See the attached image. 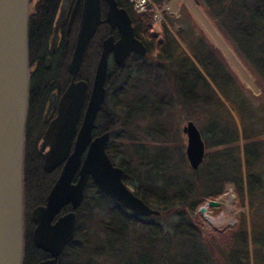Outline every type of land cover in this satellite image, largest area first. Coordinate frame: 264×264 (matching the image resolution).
Wrapping results in <instances>:
<instances>
[{
  "label": "trees",
  "instance_id": "1",
  "mask_svg": "<svg viewBox=\"0 0 264 264\" xmlns=\"http://www.w3.org/2000/svg\"><path fill=\"white\" fill-rule=\"evenodd\" d=\"M114 1L127 12L134 36L144 44L146 53L130 57L124 71L111 74L109 70L106 100L95 123L98 130L106 126L110 133L105 152L123 171V183H132V193L158 215H133L102 195L88 179L83 200L75 211L73 238L63 247L57 264H97V259L108 264H215L216 258L219 264H249V244L251 264H264V102L257 107L251 104L227 71L220 53L201 36H194V26L187 17L174 20L163 13L169 25L177 21L184 26L181 35L190 38L191 57L184 54L165 25H161L157 42L150 36L151 9L136 14L128 0ZM197 1L216 19L242 58L246 59L249 48L260 43L258 34L263 31L260 58H254L256 49H252L253 56L247 61L264 77V1ZM58 3L40 0L35 4L36 15L28 19V37L33 32L44 37ZM104 11L103 3L101 13ZM104 29V25L97 28L81 62L78 77L88 85L100 42L110 33ZM28 45L31 51L30 38ZM66 68L64 64L65 82ZM46 78L47 74L42 80L45 84ZM37 84L39 87L41 82ZM211 85L233 110L238 126ZM33 88L30 85L28 95ZM28 108L23 149L22 264H36L48 255L31 243L33 224L29 214L44 203L59 169L43 173L37 149L42 128L35 116L42 107L36 113L30 104ZM175 111L185 113L202 138L205 153L195 171L186 165L177 135L169 129ZM146 120L148 126L139 131V124ZM227 184L239 205L242 207L246 201L249 206L248 234L243 216L238 226L225 234L202 230L199 218L194 216L199 206L221 196ZM67 211L70 209L64 207L63 212ZM216 249L220 251L214 256Z\"/></svg>",
  "mask_w": 264,
  "mask_h": 264
},
{
  "label": "water",
  "instance_id": "2",
  "mask_svg": "<svg viewBox=\"0 0 264 264\" xmlns=\"http://www.w3.org/2000/svg\"><path fill=\"white\" fill-rule=\"evenodd\" d=\"M78 0H76L77 3ZM106 10L101 20L100 0H83L78 30L67 71L69 84L57 103L48 98L44 118L56 104V115L47 124L39 145L42 171L51 173L60 167L44 203L29 214L33 224L31 243L48 258L36 264H57L63 247L72 240L76 211L91 179L97 190L135 216H157L123 183V171L114 166L105 149L109 134L93 137L95 118L105 95L107 57L122 68L130 53L143 56V45L134 38L127 12L114 0H104ZM30 0H0V264H22L23 256V149L28 96L27 23ZM66 7L62 0L58 20ZM104 22L116 30L100 44L88 96L87 84L74 81L85 50L98 25ZM58 21H56L57 26ZM185 137L184 156L195 171L204 157V144L197 127L187 121L181 128ZM75 178V180H73ZM69 206V212L63 208ZM220 203L209 200L198 208L218 209Z\"/></svg>",
  "mask_w": 264,
  "mask_h": 264
},
{
  "label": "rangeland",
  "instance_id": "3",
  "mask_svg": "<svg viewBox=\"0 0 264 264\" xmlns=\"http://www.w3.org/2000/svg\"><path fill=\"white\" fill-rule=\"evenodd\" d=\"M36 1L37 0L31 1L29 5V10H32L33 5L35 4ZM186 1H189L193 5L194 9L196 10V14L191 10V8L189 7ZM171 2L174 4H172ZM152 4L154 5V8L157 11V13L155 11H152L151 9L152 21H151L149 33L150 36L152 35L155 37L156 42L161 38V33H162L161 25L163 24L167 28L168 32L173 36V38L175 39L181 50L184 52V54L187 55L188 57H191L190 38L188 36L181 35L184 26L179 24L177 21H174L171 25H169L165 21L163 13L172 16L174 20L179 19L182 16L187 17L189 22H191V24L194 26L193 27L194 36H201L205 40V42H207L208 45H210L213 49L217 50L220 53L222 61L225 64L227 71L232 76V78L235 79L239 89L241 90L243 95L250 100L251 104L257 107L264 102V80H263L264 77H262L263 75L261 73H257L249 64V62L243 61V58L238 54V52H236V49L232 44V42H230L228 36L225 33H222V30L220 29V26H218L216 19H214L212 16L208 14L207 9L200 1L160 0V3L158 5L154 3ZM163 8H168L169 12L163 10ZM224 50L228 54H226ZM151 56L154 57V53H152ZM199 71L201 72L200 69ZM201 74L206 78L203 72H201ZM242 76H244V78L245 77L247 78L244 79ZM211 87L213 88V91L217 95V97L222 99L223 103L234 117L236 124L238 126V120L233 110L229 108L228 105L224 102L220 92L216 90L214 86L211 85ZM187 121L189 120H186L185 113L183 112L178 113L175 111L168 125L170 131L172 132L174 131L177 135L176 142L180 144L181 153L183 154L184 159H185L184 156L185 137L181 133V128ZM148 123L149 122L146 120L143 123L139 124V131L145 130V128L148 126ZM153 146L156 145L153 144ZM185 163L187 165L186 160ZM132 186L133 184L129 183L127 187L131 190ZM215 200L220 203L218 209L213 210L211 208H206V211L202 214H199L197 210L194 212V216L198 217L200 224H202V230L208 232L214 231L215 234H225L228 230H234L238 226L241 216H243L246 232L248 234L250 229V220H249L250 212H249V206L246 203V201L244 205L241 207L239 205L237 198L235 197V194L233 193L232 187L228 184L224 186L222 195ZM261 224L264 226L263 220H261ZM250 249L251 248L249 244V255H250L249 264H251ZM217 250L218 249H216L214 256L216 255V253L219 254L218 252L220 250H218V252ZM214 261L215 264L220 263L217 258L214 259ZM96 262L97 264H108L107 261L101 259H97Z\"/></svg>",
  "mask_w": 264,
  "mask_h": 264
},
{
  "label": "flooded vegetation",
  "instance_id": "4",
  "mask_svg": "<svg viewBox=\"0 0 264 264\" xmlns=\"http://www.w3.org/2000/svg\"><path fill=\"white\" fill-rule=\"evenodd\" d=\"M31 1L32 0H30L29 5H30ZM38 1H40V0H37L35 2V4ZM61 1L62 0H59V3L57 4L55 11L53 13L54 15L51 16L50 24L48 25V31L47 32L45 31L46 35L44 34V37H41L39 34L37 35L34 32L31 33V37H28V23H27L28 89H29L30 85L34 86V88L32 90V94L29 93V95L27 96V111L29 110V108H28L29 104H30V106H32V108H34L35 113L37 110L39 112L40 107H42L40 110V113H38L39 115L38 114L35 115L36 118H37V116L39 117V121H37V122H39L40 127L42 128L41 133L38 135L39 137H38V142H37V145H38L37 149H38L39 155L41 157V166H42L43 153L40 152L39 145H40L43 133L47 127V124L56 115V104L54 106V109H52L50 111V113L47 115L46 118H44V112L46 109L48 98L51 95H53L54 99H55V103H57V101L60 98L61 94L63 93L64 89L69 84L70 77L68 75L67 68H66V72L68 75V80H67V82H65V80L63 81L62 67L64 64L68 67V63H69V60L71 58V54L73 51L75 38H76L77 30H78L80 11H81V5H82L83 0H78L77 3H76V0H66V7H65L60 19L58 20L57 18H58V14H59V7L61 4ZM260 1L263 2L264 0H260ZM102 2L104 3L105 10H106L105 1L100 0V12H101V5H103ZM35 4L33 5L32 10H29L28 19L30 16L36 15L35 10H34ZM104 13H105V11L103 13H101V20H103ZM56 21H58L57 26H56ZM100 25L106 26L107 29L103 30L105 33H107V30L110 31V33L105 34V36L101 40V42L110 36L113 38L114 42L118 39V34H117L116 30L110 29L109 26L107 24H105L104 22L100 23ZM100 25H98V27ZM94 35H95V33H94ZM94 35H93V37H94ZM262 36H263V31L260 34H258V37H259V41H257L258 43L262 42L260 40V38ZM29 38H30V44H31V51H29V49H28L29 48L28 47L29 46L28 45ZM134 38H135V36H134ZM252 38H253V35H252ZM101 42H100V44H101ZM140 43L143 45V47L145 49V53H146V48H145L144 44L142 42H140ZM232 44H233V42H232ZM259 44L258 45L254 44V46L249 48L248 54L246 55V59L243 58L245 62L248 60V57L252 58V56H253V52L251 51L252 49H256V54H254V58H256V59L260 58V56H259L260 49H263V45H259ZM234 47H235V45H234ZM86 50H87V48H86ZM99 52H100V50H99ZM145 53H144V55H145ZM134 55L140 56V55L135 54V53H130L125 59L124 66L122 68H119L114 64L112 54H109L107 57L105 82L107 81L108 72L110 69L112 70L111 74L114 72L124 71L128 59ZM143 56H140V57H143ZM80 66H81V64H80ZM79 70H80V67H79ZM79 70H78V73H79ZM78 73H77L74 81H84L78 77ZM46 74H47L46 79H48V82L46 81L47 83L45 84L42 82V80H44V77L46 76ZM38 82H41L42 85L40 84L39 87H36V86H38V84H37ZM84 82L87 84V90H86L85 101H84V104H85L87 96H88V92H89V86L91 83L88 85L87 81H84ZM105 82H104L105 95H104V99L102 101V104L106 100V96H107L106 87H105L106 83ZM61 83H62V85H61ZM29 98H30V101L28 104ZM27 111H26V115L28 113ZM94 123H95V121H94ZM105 128H106V126H102V128L100 130H98L96 123H95V129L92 132V136L96 137V136H99L103 133H108L109 134V140H110V133ZM24 132H25V129H24ZM58 169H60V167H58ZM51 173H48V174H51ZM58 173H59V171H58ZM44 174H47V173H44ZM75 178L76 177H74L73 180H75ZM66 207L69 208V206H66ZM67 212H69V211H67ZM62 213H63V211H62ZM74 213H75V217H76V212L74 211Z\"/></svg>",
  "mask_w": 264,
  "mask_h": 264
},
{
  "label": "built area",
  "instance_id": "5",
  "mask_svg": "<svg viewBox=\"0 0 264 264\" xmlns=\"http://www.w3.org/2000/svg\"><path fill=\"white\" fill-rule=\"evenodd\" d=\"M128 2L130 3L132 10L136 14H142L148 9H152V11H155L157 13L154 8V5L151 3L150 0H128ZM163 10L169 12L168 8H163Z\"/></svg>",
  "mask_w": 264,
  "mask_h": 264
},
{
  "label": "bare ground",
  "instance_id": "6",
  "mask_svg": "<svg viewBox=\"0 0 264 264\" xmlns=\"http://www.w3.org/2000/svg\"><path fill=\"white\" fill-rule=\"evenodd\" d=\"M186 2L188 3V5H189V7L191 8V10L196 14V10L194 9L193 5H192L189 1H186ZM171 3H172V2H171ZM172 4H174V3H172ZM169 5H170V4H169ZM170 6H171V5H170ZM172 6H173V5H172ZM201 16H202V15H201ZM209 28H210V27H209ZM210 29H211V28H210ZM225 50H226V48H225ZM225 50H224V51H225ZM225 52H226V51H225ZM226 54H228V53L226 52ZM229 56H231V55H229ZM229 56H228V57H229ZM229 59H230V58H229ZM233 62H234V61H233ZM237 67H238V66H237ZM238 68H239V67H238ZM238 68H237V69H238ZM240 68H241V67H240ZM239 71H240V70H239ZM241 74H243V73H241ZM244 74H245V73H244ZM242 77L244 78V76H242ZM245 78H247V77H245ZM245 78H244V79H245ZM248 79H249V78H248Z\"/></svg>",
  "mask_w": 264,
  "mask_h": 264
}]
</instances>
